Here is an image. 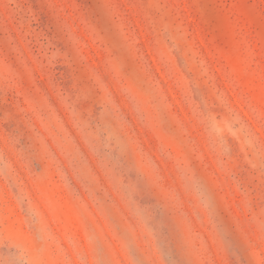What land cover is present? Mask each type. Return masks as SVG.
Wrapping results in <instances>:
<instances>
[{
  "label": "rangeland",
  "instance_id": "1",
  "mask_svg": "<svg viewBox=\"0 0 264 264\" xmlns=\"http://www.w3.org/2000/svg\"><path fill=\"white\" fill-rule=\"evenodd\" d=\"M0 264H264V0H0Z\"/></svg>",
  "mask_w": 264,
  "mask_h": 264
}]
</instances>
